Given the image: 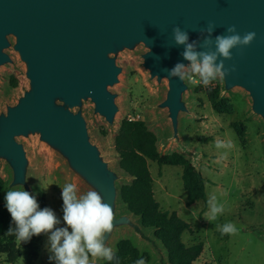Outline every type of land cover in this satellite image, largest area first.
Instances as JSON below:
<instances>
[{"label":"rangeland","instance_id":"374dc122","mask_svg":"<svg viewBox=\"0 0 264 264\" xmlns=\"http://www.w3.org/2000/svg\"><path fill=\"white\" fill-rule=\"evenodd\" d=\"M18 40L13 34L7 35L8 46L2 52L8 62L0 67V122L34 92L30 63L24 60ZM151 52L147 44L137 43L109 55L120 70L118 82L108 87L118 110L112 123L97 112L91 98L83 99L76 107L60 99L55 102L56 109L83 118L91 145L115 180L113 211L119 224L113 232L104 234L105 246L113 249L114 257L119 244L129 241L139 254L147 256L145 264H169L154 231L144 229L120 198L121 189L132 180L120 169L115 142L124 122L139 121L157 137L162 157H183L206 181L207 202L190 208L183 169L149 163L157 200L163 203L161 210L177 213L192 227V233L183 238L187 247L205 246L196 264H264V117L255 113L250 92L240 87L228 90L225 79L221 81L219 77L205 86L188 64L182 69L187 88L182 96L185 111L180 112L175 128L170 111L163 107L170 93L169 79L160 81L146 68ZM16 141L26 156V185L16 184L12 165L0 157V179L6 185L4 197L12 189L29 191L41 209L48 207L55 213L60 221L56 228L66 227L61 196L66 183L77 185L78 197L94 190L106 203L101 190L75 171L68 158L46 142L40 132H31ZM164 189L168 191L165 195ZM213 208L222 211L213 213ZM228 223L235 225L234 234L220 231ZM49 236L50 233H41L25 242L18 241L15 234L11 243L0 247V264H57ZM89 260L90 264H107L112 259H94L89 254Z\"/></svg>","mask_w":264,"mask_h":264},{"label":"water","instance_id":"95a60500","mask_svg":"<svg viewBox=\"0 0 264 264\" xmlns=\"http://www.w3.org/2000/svg\"><path fill=\"white\" fill-rule=\"evenodd\" d=\"M230 25L241 36L254 31L256 39L232 48L231 59L217 53L215 64L235 66L224 78L226 88L250 92L255 113L264 117V0H0V67L8 62L2 53L6 36L13 34L30 63L34 85L33 94L0 122V157L12 165L16 184L26 185V156L16 138L40 132L101 190L114 210L115 180L91 145L85 121L56 109V100L76 107L91 98L97 112L112 123L118 110L108 87L118 82L120 70L108 57L117 49L145 43L152 50L146 68L160 81L169 79L163 107L176 128L187 88L181 76L169 72L178 63L186 67L190 62L182 55L185 45L175 42L173 28L187 33L195 52L210 54L216 53L217 37L234 34L228 32ZM118 224L114 219L113 230Z\"/></svg>","mask_w":264,"mask_h":264},{"label":"clouds","instance_id":"9594fccd","mask_svg":"<svg viewBox=\"0 0 264 264\" xmlns=\"http://www.w3.org/2000/svg\"><path fill=\"white\" fill-rule=\"evenodd\" d=\"M229 36L217 37L216 53H197L194 45L187 43L186 32L176 26L173 28L174 40L177 44L185 45L183 57L190 62L192 71L198 73L205 86L217 77L221 81L225 76L235 71V66L225 69L223 63L216 65V54L226 59H231L230 50L234 47L251 45L256 39L254 31L246 32L243 36L236 33V26L230 25ZM202 58V59H198ZM185 66L177 64L170 70V76H181V70ZM63 221L64 228H56L60 223L55 213L48 207L40 208L37 199L24 189H12L6 192L4 197L6 208L16 225V237L18 241H28L34 235L50 233L49 240L51 250L57 264H90L89 254L94 259H113V249L105 246L104 234L113 230V208L103 202L101 195L94 190L88 191L82 196H77V185L66 183L62 187ZM222 211V208H213V213ZM71 229V231H69ZM9 229V235L12 234ZM222 234H234L236 227L228 223L220 230ZM136 264H145L143 259Z\"/></svg>","mask_w":264,"mask_h":264},{"label":"trees","instance_id":"16d2710c","mask_svg":"<svg viewBox=\"0 0 264 264\" xmlns=\"http://www.w3.org/2000/svg\"><path fill=\"white\" fill-rule=\"evenodd\" d=\"M157 143V137L145 123L126 121L122 124L115 148L120 158V169L132 183L121 189V202L131 215L141 220L144 229L154 231L155 239L167 252L169 264H196L204 254L205 246L199 244L194 248L187 247L183 238L192 233V227L177 213L161 210L154 194V180L149 163L159 167L183 169L182 179L187 194V206L190 208L207 202L206 181L183 157H162ZM5 191L6 185L0 179V247L11 243L16 234V225L2 203ZM10 228L13 230L11 235L8 234ZM116 253L107 264H136L140 259L148 261L147 256L139 254L129 241L120 243Z\"/></svg>","mask_w":264,"mask_h":264},{"label":"crops","instance_id":"0c3cea01","mask_svg":"<svg viewBox=\"0 0 264 264\" xmlns=\"http://www.w3.org/2000/svg\"><path fill=\"white\" fill-rule=\"evenodd\" d=\"M154 192H155L154 194H155V196H156V200H157L158 196H157V194H156V193H157L156 190H155ZM167 193H168L167 189H164V195L167 194ZM163 198H164V197H163ZM163 198H162V199H163ZM157 202L160 204L161 209H162V204H163V203H160L158 200H157ZM164 203H165V200H164ZM178 216H179V215H178ZM204 253H205V251H204ZM202 256H203V254H202ZM201 258H202V257H201ZM201 258H200V259H201ZM200 259H199V260H200Z\"/></svg>","mask_w":264,"mask_h":264}]
</instances>
